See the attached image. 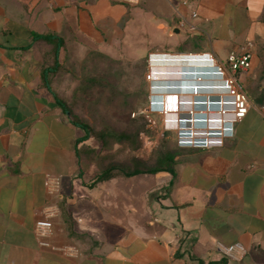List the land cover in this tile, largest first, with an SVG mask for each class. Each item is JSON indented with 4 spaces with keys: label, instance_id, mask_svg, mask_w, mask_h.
I'll return each mask as SVG.
<instances>
[{
    "label": "crops",
    "instance_id": "obj_1",
    "mask_svg": "<svg viewBox=\"0 0 264 264\" xmlns=\"http://www.w3.org/2000/svg\"><path fill=\"white\" fill-rule=\"evenodd\" d=\"M182 17L192 32L179 28ZM151 27L175 42L161 45L165 52L155 49L160 63L175 57L173 52L225 61L253 42L252 68L237 75L251 108L222 147L180 150L174 174L158 173L168 182L164 194L155 196L147 222L137 216L110 222L99 243L84 246L69 208L84 186L78 152L88 140L82 141L85 132L58 104L53 72L48 87L43 70L55 64L58 38L61 66L68 48L110 53L131 30ZM45 36H55L53 43ZM192 84L159 78L155 101H190L189 109L207 110L192 116L203 118L198 126L210 127L218 108L208 103L219 98L209 94L226 91L194 93ZM175 85L180 90L169 88ZM197 101L204 105H193ZM263 105L264 0H140L137 6L124 0H0V264H264ZM46 174L61 179L60 213L50 238L58 250L41 248L34 233L44 206L54 199L45 188ZM219 244H241L247 253L228 259Z\"/></svg>",
    "mask_w": 264,
    "mask_h": 264
},
{
    "label": "rangeland",
    "instance_id": "obj_2",
    "mask_svg": "<svg viewBox=\"0 0 264 264\" xmlns=\"http://www.w3.org/2000/svg\"><path fill=\"white\" fill-rule=\"evenodd\" d=\"M129 33L122 46L110 53H77L68 48L63 64L51 75L55 92L65 99L75 117L88 123L95 134L107 129L113 132H130L137 147L133 150L130 143L115 144L109 141L108 145L103 146L96 139L87 141L88 147L80 157V177L85 186H82L75 204L69 208L75 227L83 235L84 246L99 243L100 235L106 232L105 226L110 222L127 223L135 220V216L138 217V222H147L152 215L151 206L155 202V196L164 194L162 189L168 182L162 178L163 174H158L131 178L117 176L111 181L94 185L96 175L111 165L124 172L133 170L135 162L140 163L144 169L159 167L158 160L161 157L166 154L176 157L180 150L189 149L179 147L177 129L191 128L197 132L217 129L214 124L210 127H196L191 122L167 126L168 116L164 114L167 103L174 104L169 110L174 112L171 114L177 122L185 118L192 121L191 112H194V116H205L207 110L189 109L190 106L181 105L184 101L177 100L164 102L161 106L163 109H156L155 73L169 69L170 74L174 75L161 74L156 79H190L194 84L201 77L198 69L203 65L196 62L195 57L189 58L192 61L183 60L184 55L188 54L175 52L172 53L175 57H171L174 59L171 63H155V49L164 51L160 48L161 45L175 42L163 37L161 33H155L154 27L149 30L137 28ZM186 68L194 70L195 75L183 76V73L181 76L174 72L187 73ZM202 77V83L214 84L209 76ZM192 87L200 88L196 85ZM210 91L212 90L202 89L197 92ZM209 96L221 98L227 95ZM197 118L195 117V124H199Z\"/></svg>",
    "mask_w": 264,
    "mask_h": 264
},
{
    "label": "built area",
    "instance_id": "obj_3",
    "mask_svg": "<svg viewBox=\"0 0 264 264\" xmlns=\"http://www.w3.org/2000/svg\"><path fill=\"white\" fill-rule=\"evenodd\" d=\"M131 5H139L140 0H124ZM193 18L197 17V13L192 14ZM180 29L192 32L193 27L190 26L187 18H180L178 21ZM255 55V44L251 41L247 42L238 53H231L225 61H219L211 54H195L184 55V59L187 56H199L201 65L209 66L214 70L212 78L223 82L222 89L226 91V97L219 98V101L210 102L218 108V114L215 118H209L210 124L217 126V129H207L203 131H195L191 128L177 129V142L181 148L189 149H213L216 147H222L227 138H230L234 134L235 125L242 122L249 113L251 108V102L247 93L240 87L238 83L237 75L240 72L249 71L252 68V59ZM181 56V55H180ZM155 62L157 60L155 59ZM155 74V82L157 81ZM199 81L204 77H199ZM189 80V79H188ZM170 88V87H169ZM163 102L155 101V108L161 109ZM181 105H192L190 101H184ZM163 109V108H162ZM260 112L264 117V105L261 106ZM169 109L165 108L164 114L169 115ZM194 116V112H191ZM188 119L170 120L166 121L167 126H173L177 123H187ZM216 121V122H214ZM174 122V123H173ZM191 122V121H189ZM45 188L50 196L54 199L50 201L43 208V218L38 220L35 224L34 233L37 238L38 244L44 249H54L50 238L53 231V218L57 217L60 213L58 205V197L61 193V179L58 176L52 174H46L45 176ZM219 251L228 259L242 258L247 252L241 244H235L231 246L218 245ZM65 252V251H63ZM77 253V252H76ZM239 254L240 257L237 256Z\"/></svg>",
    "mask_w": 264,
    "mask_h": 264
},
{
    "label": "trees",
    "instance_id": "obj_4",
    "mask_svg": "<svg viewBox=\"0 0 264 264\" xmlns=\"http://www.w3.org/2000/svg\"><path fill=\"white\" fill-rule=\"evenodd\" d=\"M54 37L55 36H45L43 38L46 41L53 43ZM62 46H63V41L61 38H58L57 42L55 44V57H56L55 64H54V66L45 68L43 70L44 83L48 87H50V82L48 79L49 74L51 72H56V70L60 67V63L58 62V53H59V50L61 49ZM56 99H57L58 104L62 108V110L71 118V120L77 126H79L85 132L86 135L82 139V141H87L89 139H96L100 143H102L103 146L108 145L109 141H113L115 144L130 143V145H132V147H133V150L137 149L136 144L133 143L135 141V138L132 137V134L130 132H113L111 129H107V130L101 131L98 134H95L93 129L91 128V126L88 123H86V122L78 119L77 117H75L73 110L71 109L69 104L65 101V99L59 98V97H57ZM87 147L79 150V152H78L79 159L81 157L82 152L86 151ZM174 159H175L174 156L166 154L165 156L161 157L158 160L159 167L152 168V169H144V167H142V165L140 163L135 162L134 163L135 168L133 170L128 171V172L127 171L126 172L121 171V169L115 168V166L111 165L108 168L104 169L101 173H99L98 175L95 176L93 184L97 185L100 183H105V182L113 180L117 176H124L127 178H131V177H135V176H139V175H142V176H144V175H156V174L161 173V172H167V173H170L173 175L174 174L173 168H172L173 165L171 166L170 164H174ZM83 184L85 186V182ZM93 187L94 186H92V188ZM70 232L74 236H78V233H76L74 231L72 226H70ZM80 237H83V235H80Z\"/></svg>",
    "mask_w": 264,
    "mask_h": 264
},
{
    "label": "bare ground",
    "instance_id": "obj_5",
    "mask_svg": "<svg viewBox=\"0 0 264 264\" xmlns=\"http://www.w3.org/2000/svg\"><path fill=\"white\" fill-rule=\"evenodd\" d=\"M200 57L199 56H197L196 58H194L195 59V61L196 62H200V59H199ZM174 59L173 58H171V57H169V58H166L165 60H163V62L164 63H171L172 61H173ZM185 60H188V61H192V59H185ZM162 63V62H161ZM199 71H201V77L202 76H209L210 78H211V81L212 82H214V84H209V85H206V84H204V83H202V82H204L203 81V79L201 80V81H199V79L200 78H198L197 79V81H195L196 82V84H192L190 87H188V88H190V89H192V90H195L196 92L198 91V90H206V89H208V90H223L222 89V86H223V82H221V81H218V80H215L214 78H212V75H213V72H214V70L212 69V68H210L209 66H203L202 68H200V69H198ZM186 71H188L187 73L186 72H179V71H174V72H178V73H176L177 75H181L182 76V74L183 73H185V74H183V76H193V75H195L194 73H196L194 70H192V69H187L186 68ZM156 75H161L162 74V76H172V75H174V74H170V71H169V69H168V71H165V70H162V72L161 73H159V72H156L155 73ZM198 76V75H197ZM192 80H190V82H191ZM220 83V84H219ZM187 85V84H186ZM189 85V84H188ZM198 86V87H200V88H193L192 86ZM180 86H174V87H170V88H172L173 90H176V89H179L180 90V88H179ZM205 87H208V88H205ZM187 88V87H186ZM182 89V88H181ZM195 93V92H194ZM198 94V93H197ZM199 96V95H198ZM154 97V96H153ZM156 98V97H155ZM212 102H214V101H218V100H211ZM197 102H199V103H193V105H199V106H203L204 105V103H203V101H197ZM207 104V103H206ZM205 104V105H206ZM208 104H210V102L208 103ZM207 104V105H208ZM213 104H216V103H213ZM212 104V105H213ZM215 106V105H214ZM178 107H179V103H178ZM216 107V106H215ZM173 114V113H172ZM169 116V115H168ZM207 116V115H206ZM198 119V123H203L202 121H200V120H203V119H199V117L197 118ZM194 125H195V118H193L192 119V121H191ZM210 122V121H209ZM214 122H216V121H214ZM198 125V124H197Z\"/></svg>",
    "mask_w": 264,
    "mask_h": 264
}]
</instances>
